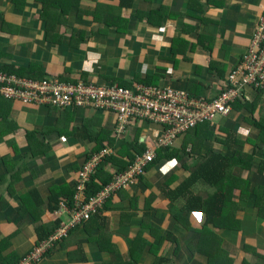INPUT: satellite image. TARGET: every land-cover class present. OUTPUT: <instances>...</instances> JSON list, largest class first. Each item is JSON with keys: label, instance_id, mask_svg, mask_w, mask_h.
Instances as JSON below:
<instances>
[{"label": "crops", "instance_id": "obj_1", "mask_svg": "<svg viewBox=\"0 0 264 264\" xmlns=\"http://www.w3.org/2000/svg\"><path fill=\"white\" fill-rule=\"evenodd\" d=\"M263 8L264 0H0V69L35 79L158 85L210 100L225 88ZM240 99L230 115L179 135L173 157L149 165L37 264H203L191 252L208 250L206 236L193 242L203 211L185 209L182 196L170 199L161 187L166 182L175 192L210 152L233 153L219 186L224 221L208 226L217 248L230 257L237 250L233 264L243 257L264 264V133L247 122L264 125V91L246 87ZM115 129L110 111L0 97V264H16L40 241L36 232L67 219L60 203L74 204L91 154L113 148L117 161L105 171L116 172L128 153L154 148L159 127L131 121L120 139ZM191 190L206 197L217 188L197 181Z\"/></svg>", "mask_w": 264, "mask_h": 264}, {"label": "built area", "instance_id": "obj_2", "mask_svg": "<svg viewBox=\"0 0 264 264\" xmlns=\"http://www.w3.org/2000/svg\"><path fill=\"white\" fill-rule=\"evenodd\" d=\"M246 87L264 91V8L245 53L227 76L225 88L210 100L191 98L184 90L158 85L132 83L130 87H123L64 81L56 77L35 79L0 69V97L5 99L28 106L113 112L119 139L131 121H145L159 127L154 132L153 149L135 153L125 170L100 191L87 197L92 179L106 159L114 157L115 151L106 146L93 154L79 174L74 204L60 203L59 212L67 219L62 220L56 230L36 244L18 264L39 263L54 241L100 213L107 200L141 178L154 161L156 152L171 146L179 135L230 115L234 102L243 95Z\"/></svg>", "mask_w": 264, "mask_h": 264}, {"label": "trees", "instance_id": "obj_3", "mask_svg": "<svg viewBox=\"0 0 264 264\" xmlns=\"http://www.w3.org/2000/svg\"><path fill=\"white\" fill-rule=\"evenodd\" d=\"M5 71L18 74L17 71L12 70L10 68H7V70H5ZM18 75L28 77V76L23 75V74H18ZM43 78H45V77L44 76L39 77V79H43ZM120 86L130 87L131 85H128V84L122 85L121 84ZM239 100H242V99L239 98L238 100H236L234 102L233 105H235L236 102H240ZM244 106L247 107L246 104H244ZM250 106H252L251 109L254 108V104L250 105ZM251 112H253V111H251ZM247 122L250 123L252 126H254L260 132L264 133L263 123L257 122L254 119H250ZM205 124H207V123H205ZM228 135H230L229 140H231V138L235 139V133L234 132L232 134L228 133ZM172 145L165 148V150L164 149L158 150L156 152V157L151 164L154 165L158 161H160L161 159H170L171 157H173L172 153H168L170 148L172 147ZM142 152H143V150L139 151L138 153H142ZM95 153H93V154H95ZM93 154H91V156ZM232 156H233V153L227 154V155H225V154L224 155H221V154L218 155L217 153L210 152L209 155H206V157L204 158L202 163L199 165V167L195 171L190 172L189 176L187 178H185L181 183H179V185L175 188L176 189L175 192H173L170 188H165V187H168V184L166 182H163L165 187H161L163 192L170 199H174V195L179 196V197L182 196L186 202L185 209L190 210L191 212L203 211L202 213H204V215H205L203 223H201L199 225L195 221L199 226L193 227L195 230V233H196V236H195L193 242H195L197 236H198V239L201 237L197 242L201 241L203 236H206L205 238L207 241L208 250L206 252L198 250L195 253L193 252V250L191 251L193 254V258H196V256L203 258V260H204L203 264H227L231 258L229 256L228 252L223 247L219 246L218 248H220V250L217 251L218 248H217V243H216L215 232L211 231L212 229L209 228L208 226L212 225L213 227H215L214 226V224H215L216 228H218L220 223H222L224 221V219L222 217V209H223V205H224L225 194L222 192L221 189H219V186L227 177V170H228L229 166L231 165ZM132 158H133V154L128 153L126 155V160H123V162L119 164V169L116 172H112V173H108L105 171L106 166L116 163L117 160L115 159V157L107 158L106 161L99 168L95 177L92 179V182L89 184V189L87 190V194H86L87 197H89L91 194H94V193H97L98 191H100L105 185H107L109 182H111L118 173L125 170L128 167V165L131 163ZM197 181H201L210 187H216L217 190H215L213 193H209L208 196H206V197L196 195L191 190V187ZM219 197H220V199H219ZM219 200H220L219 208L216 210V204H218ZM71 202H69V203H71ZM189 220H190V218H188V217L181 218L182 225H184L185 227H189L187 225V224H189V222H188ZM60 223H61V221H60ZM60 223L56 227H58L60 225ZM81 226L82 225L74 227L73 229H71L68 232V234L66 236L54 241L52 247L54 245L58 244L61 240H63L65 237H67L71 232H73L74 230L78 229ZM56 227H54L52 231L50 230L43 235L40 234L39 231H38L39 233L36 232L40 238V241L47 238L51 233H53L56 230L55 229ZM203 230H207L205 235H202ZM51 248L47 251L45 256L48 254V252H50ZM159 261H162V259H159ZM19 262L20 261H18L16 264H18ZM233 263H234L233 259L231 261H229V264H233ZM245 264H247V263L245 262Z\"/></svg>", "mask_w": 264, "mask_h": 264}, {"label": "rangeland", "instance_id": "obj_4", "mask_svg": "<svg viewBox=\"0 0 264 264\" xmlns=\"http://www.w3.org/2000/svg\"><path fill=\"white\" fill-rule=\"evenodd\" d=\"M212 231H215L214 229H212ZM176 239V238H175ZM238 254V251L237 250H235L234 252H233V254H232V256H231V258H230V260L229 261H231L236 255ZM229 261H228V263L227 264H229ZM238 264H245V260H244V257L239 261V263Z\"/></svg>", "mask_w": 264, "mask_h": 264}, {"label": "bare ground", "instance_id": "obj_5", "mask_svg": "<svg viewBox=\"0 0 264 264\" xmlns=\"http://www.w3.org/2000/svg\"><path fill=\"white\" fill-rule=\"evenodd\" d=\"M231 116H232V114H231Z\"/></svg>", "mask_w": 264, "mask_h": 264}, {"label": "clouds", "instance_id": "obj_6", "mask_svg": "<svg viewBox=\"0 0 264 264\" xmlns=\"http://www.w3.org/2000/svg\"><path fill=\"white\" fill-rule=\"evenodd\" d=\"M203 223V222H202Z\"/></svg>", "mask_w": 264, "mask_h": 264}]
</instances>
